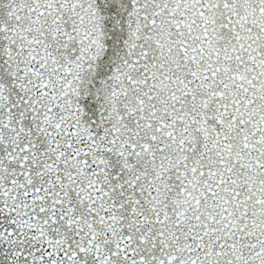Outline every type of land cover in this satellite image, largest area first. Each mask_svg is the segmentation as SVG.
<instances>
[{
  "label": "snow or ice",
  "instance_id": "obj_1",
  "mask_svg": "<svg viewBox=\"0 0 264 264\" xmlns=\"http://www.w3.org/2000/svg\"><path fill=\"white\" fill-rule=\"evenodd\" d=\"M0 264H264V0H0Z\"/></svg>",
  "mask_w": 264,
  "mask_h": 264
}]
</instances>
